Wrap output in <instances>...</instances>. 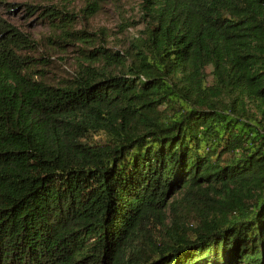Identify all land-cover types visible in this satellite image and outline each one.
I'll return each instance as SVG.
<instances>
[{"label":"trees","instance_id":"16d2710c","mask_svg":"<svg viewBox=\"0 0 264 264\" xmlns=\"http://www.w3.org/2000/svg\"><path fill=\"white\" fill-rule=\"evenodd\" d=\"M141 11L54 81L0 23V264H264V0Z\"/></svg>","mask_w":264,"mask_h":264},{"label":"rangeland","instance_id":"374dc122","mask_svg":"<svg viewBox=\"0 0 264 264\" xmlns=\"http://www.w3.org/2000/svg\"><path fill=\"white\" fill-rule=\"evenodd\" d=\"M2 2V3H1ZM142 0H0V23L9 31H18L31 39L18 53L32 58L38 77L42 74L50 81L60 75L68 76L77 69L82 57L80 48L106 46L113 51L124 52L131 40L140 42L145 37V26L141 21ZM94 4L96 12L89 14V5ZM49 6L71 12L72 25L83 30L89 42L74 43L61 32H56L49 20ZM34 7V8H33ZM1 29V28H0ZM48 64H45L44 61ZM94 62H101L96 59ZM54 83V82H50Z\"/></svg>","mask_w":264,"mask_h":264}]
</instances>
